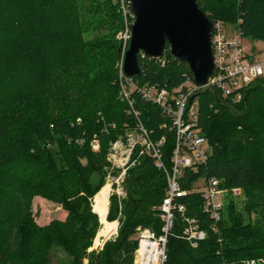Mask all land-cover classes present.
Here are the masks:
<instances>
[{"label":"trees","instance_id":"16d2710c","mask_svg":"<svg viewBox=\"0 0 264 264\" xmlns=\"http://www.w3.org/2000/svg\"><path fill=\"white\" fill-rule=\"evenodd\" d=\"M114 1L0 0V264H49L55 247L73 264H135L137 228L162 230L167 175L136 149L124 179L126 196L109 197L107 220H119L118 234L93 248L102 226L94 200L110 171V143L137 123L120 97L122 47L114 26L123 16ZM197 1L212 21L236 24L243 37L264 43V0ZM139 66V85L173 89L194 80L168 44L160 59L140 54ZM134 98L152 138L166 135L169 168L175 131L162 126L169 121L158 105L136 92ZM195 100L198 127L212 151L197 172L184 170L182 187L218 177L226 188L240 187L245 198L229 197L216 229L200 193L179 198L207 235L193 246L176 213L166 264H264V79L246 88L238 103L211 89ZM95 135L99 151L91 145ZM35 193L61 204L65 219L35 224Z\"/></svg>","mask_w":264,"mask_h":264},{"label":"built area","instance_id":"2783aa9c","mask_svg":"<svg viewBox=\"0 0 264 264\" xmlns=\"http://www.w3.org/2000/svg\"><path fill=\"white\" fill-rule=\"evenodd\" d=\"M131 12L132 22L129 23L124 35L125 46L122 49L119 62L120 97L128 102L131 112L137 117V123L129 128L125 135H120L110 143L107 159L111 169L121 168L122 172L117 176L109 175L111 185L124 180V176L130 167L129 161L136 149L139 155L150 156L158 169L164 170L167 175L168 188L162 204L159 206L164 225L160 233L150 227L139 226L137 228L138 245L135 249V264H166L167 242L169 233L175 225L176 213L183 223V237L188 239L193 246L199 240L206 237V231L200 227L198 218L187 213V206L179 201L189 193H200L203 198L204 211L212 219V228L216 229V223L221 220L223 211L229 197L240 196L243 191L240 187L226 188L218 177H202L194 182L191 189H184L180 178L186 168L198 171L200 166L206 165L212 148L209 139L201 133L198 127V102L196 97L191 102V96L204 89L218 90L222 97L238 103L243 99V91L260 79H264V48H247L244 37L234 24L232 32L227 30V22L213 21L212 47L216 70L209 78L207 84L199 86L188 78L182 85L170 89L158 84L139 85L135 76H127L124 70L125 55L132 35V25L135 15L132 11L131 0L127 2ZM143 55V54H142ZM143 100L158 105L162 114L168 119L169 126L175 131L176 144L171 156V165L168 168L163 145L166 135L160 139L152 138V132L148 130L140 120V111L134 106V93ZM77 143L83 145L84 138H78ZM92 148L97 151L100 141L95 135L91 141ZM134 162V161H133ZM109 182V181H108ZM118 194H126L122 186L118 187Z\"/></svg>","mask_w":264,"mask_h":264},{"label":"water","instance_id":"95a60500","mask_svg":"<svg viewBox=\"0 0 264 264\" xmlns=\"http://www.w3.org/2000/svg\"><path fill=\"white\" fill-rule=\"evenodd\" d=\"M131 6L135 22L125 55L126 75L140 76L139 55L160 59L168 44L170 53L189 66L196 84H207L216 70L212 47L213 21L200 8L198 1L131 0ZM196 95L191 96V102Z\"/></svg>","mask_w":264,"mask_h":264},{"label":"rangeland","instance_id":"374dc122","mask_svg":"<svg viewBox=\"0 0 264 264\" xmlns=\"http://www.w3.org/2000/svg\"><path fill=\"white\" fill-rule=\"evenodd\" d=\"M113 1V0H112ZM114 3L118 5L119 11H121V14L123 16V23L121 24H115L114 29L116 30L115 32V38L120 42L122 49L125 46V40H124V35L126 34L127 30L130 28L128 27L129 23L132 22V17H131V12L129 11V8L127 6V1L126 0H115ZM234 28V24L227 22V30L229 32H232ZM108 31V30H107ZM244 44L247 48H258L262 49L264 48V43L262 41H257L253 40L247 37H244ZM121 60V58H120ZM120 62V61H119ZM119 65V63H118ZM100 150V148H99ZM97 150V151H99ZM109 152V151H108ZM135 162L132 160L129 161L130 166L134 165ZM122 172L121 168H116L115 170H112L110 168V171L106 177V184L105 186L109 185L111 187V194L117 193L118 192V187H124V180L121 181V185L118 183H113L111 185V180L109 178V175L111 176H117ZM126 177V174L124 176V179ZM109 181V182H108ZM125 189V188H124ZM110 194V195H111ZM119 197H124L126 196L121 194H118ZM244 195L240 196H234V199H238L239 202L243 201ZM230 198H228L229 200ZM228 202V201H227ZM227 204V203H226ZM30 209H31V218L33 219V222L37 225H46L50 221L54 219H65L67 212L63 209L62 205L51 200L50 198L40 194V193H35L32 195L31 200H30ZM108 214V213H107ZM101 221V218H100ZM118 221V229H119V220ZM102 224V223H101ZM118 229L117 232L109 237H116L118 234ZM102 247V244L96 245L94 242L93 248L94 249H100ZM51 261L49 264H73V258L70 254H68L63 248L61 247H55L52 249L51 253ZM85 264H87V261H85Z\"/></svg>","mask_w":264,"mask_h":264},{"label":"bare ground","instance_id":"6f19581e","mask_svg":"<svg viewBox=\"0 0 264 264\" xmlns=\"http://www.w3.org/2000/svg\"><path fill=\"white\" fill-rule=\"evenodd\" d=\"M111 194V187L109 185L104 186L94 200V210L100 215L102 221V227L100 228L97 237L95 238V244H103L104 240L115 234L118 229V221H108L107 213L109 210V197Z\"/></svg>","mask_w":264,"mask_h":264}]
</instances>
